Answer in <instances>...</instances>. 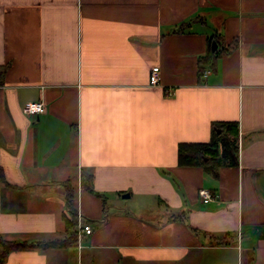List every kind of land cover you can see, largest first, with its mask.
Masks as SVG:
<instances>
[{
  "label": "crops",
  "instance_id": "1",
  "mask_svg": "<svg viewBox=\"0 0 264 264\" xmlns=\"http://www.w3.org/2000/svg\"><path fill=\"white\" fill-rule=\"evenodd\" d=\"M225 122L236 166H178ZM0 171L6 240L64 238L66 180L92 229L3 264H264V0H0Z\"/></svg>",
  "mask_w": 264,
  "mask_h": 264
},
{
  "label": "trees",
  "instance_id": "2",
  "mask_svg": "<svg viewBox=\"0 0 264 264\" xmlns=\"http://www.w3.org/2000/svg\"><path fill=\"white\" fill-rule=\"evenodd\" d=\"M188 26L189 23L184 22L174 28L172 32L175 34L180 33ZM215 39L217 40V37L209 39L207 52L197 59L200 77H202L205 70H214L221 53H227L229 51L218 48L216 51H213L211 48L213 41H215L217 47L219 46L218 41ZM237 136L238 129L235 123L225 122L214 124L212 138L208 143H181L177 146V164L179 167H200L211 176L217 177L218 169L226 166H236L237 164ZM91 177L89 174L84 175L81 179V187L94 196L103 199V196L95 192L91 186ZM0 182L9 186L1 171ZM61 184L65 190V213L62 216V221L66 236L53 241L28 242L6 240L0 234V264H3L6 256L13 251L45 248L63 249L76 242V229L78 225L76 192L69 180ZM218 243H221V240H218Z\"/></svg>",
  "mask_w": 264,
  "mask_h": 264
},
{
  "label": "built area",
  "instance_id": "3",
  "mask_svg": "<svg viewBox=\"0 0 264 264\" xmlns=\"http://www.w3.org/2000/svg\"><path fill=\"white\" fill-rule=\"evenodd\" d=\"M209 73H210V70H205L202 74V78H206ZM159 76H160L159 68L153 67L151 70L150 78H149V85L158 86L159 81H160ZM22 111L25 115H28V116H39L44 113L45 106L41 102H29L23 106ZM198 194H199V197L202 203L204 204L212 202L215 199V196L209 190H206V189H201ZM78 233L84 234V235H90L92 233V229L86 223H79Z\"/></svg>",
  "mask_w": 264,
  "mask_h": 264
},
{
  "label": "water",
  "instance_id": "4",
  "mask_svg": "<svg viewBox=\"0 0 264 264\" xmlns=\"http://www.w3.org/2000/svg\"><path fill=\"white\" fill-rule=\"evenodd\" d=\"M216 44H213V50H215L216 49ZM218 133H220V131H218Z\"/></svg>",
  "mask_w": 264,
  "mask_h": 264
}]
</instances>
